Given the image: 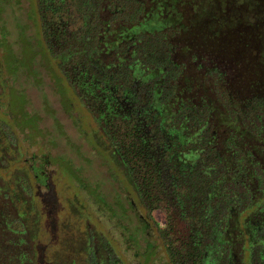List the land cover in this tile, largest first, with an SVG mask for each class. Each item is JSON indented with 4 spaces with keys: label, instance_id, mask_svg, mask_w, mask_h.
<instances>
[{
    "label": "trees",
    "instance_id": "16d2710c",
    "mask_svg": "<svg viewBox=\"0 0 264 264\" xmlns=\"http://www.w3.org/2000/svg\"><path fill=\"white\" fill-rule=\"evenodd\" d=\"M36 5L60 102L77 128L72 113H86L107 174L92 187L66 162L90 207L122 238L130 226L145 258L154 235L167 264H264V0ZM10 97L14 126L40 133L25 97ZM3 154L0 264H33L25 212L3 202L19 194L1 177Z\"/></svg>",
    "mask_w": 264,
    "mask_h": 264
},
{
    "label": "rangeland",
    "instance_id": "374dc122",
    "mask_svg": "<svg viewBox=\"0 0 264 264\" xmlns=\"http://www.w3.org/2000/svg\"><path fill=\"white\" fill-rule=\"evenodd\" d=\"M48 64L36 0H0V116H5L0 122V148L11 161L1 177L8 192L16 189L19 193L18 203L8 198L3 202L10 204L14 213L16 209L25 212L26 249L34 256L33 264H88L91 257L93 264H116L114 260L167 264L168 257L154 235L151 243L157 252L147 258L136 255L138 244L126 236L131 227L127 225L124 238L120 237L112 222L103 220L76 189L73 177L65 170L68 160L92 187L107 174L92 155L96 151L92 148L91 121L77 107L72 116L79 128L75 126L60 102ZM14 93L25 97L23 109L37 117L40 133L29 135L20 120V125L14 126L12 119L21 115L8 107ZM14 178H23L26 184L20 180L17 187ZM152 216L159 228L165 227L162 211H154ZM138 239L143 247L142 238ZM107 245L112 253H107Z\"/></svg>",
    "mask_w": 264,
    "mask_h": 264
}]
</instances>
